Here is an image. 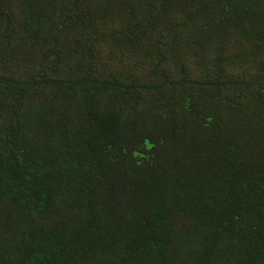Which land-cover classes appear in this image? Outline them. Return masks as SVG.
I'll return each mask as SVG.
<instances>
[{"label":"trees","instance_id":"16d2710c","mask_svg":"<svg viewBox=\"0 0 264 264\" xmlns=\"http://www.w3.org/2000/svg\"><path fill=\"white\" fill-rule=\"evenodd\" d=\"M0 264H264V0H0Z\"/></svg>","mask_w":264,"mask_h":264}]
</instances>
